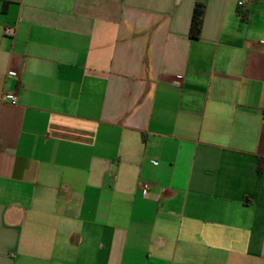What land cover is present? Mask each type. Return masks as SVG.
Returning a JSON list of instances; mask_svg holds the SVG:
<instances>
[{"label":"crops","instance_id":"0c3cea01","mask_svg":"<svg viewBox=\"0 0 264 264\" xmlns=\"http://www.w3.org/2000/svg\"><path fill=\"white\" fill-rule=\"evenodd\" d=\"M263 109L264 0H0V264H264Z\"/></svg>","mask_w":264,"mask_h":264},{"label":"trees","instance_id":"16d2710c","mask_svg":"<svg viewBox=\"0 0 264 264\" xmlns=\"http://www.w3.org/2000/svg\"><path fill=\"white\" fill-rule=\"evenodd\" d=\"M204 12H205V4L198 3L194 11L192 27H191V37L193 40H197L200 36ZM261 171H262V167L259 165V172Z\"/></svg>","mask_w":264,"mask_h":264},{"label":"built area","instance_id":"2783aa9c","mask_svg":"<svg viewBox=\"0 0 264 264\" xmlns=\"http://www.w3.org/2000/svg\"><path fill=\"white\" fill-rule=\"evenodd\" d=\"M240 5L242 6L243 3H240ZM9 75L12 77H17L20 78L19 74L15 71H9ZM5 99H7V101L11 104V105H17L19 102V95H18V91L14 92V93H7L5 94ZM261 115L264 119V109L261 111ZM152 189V186L148 183H144L141 186V190L143 192L144 195H147Z\"/></svg>","mask_w":264,"mask_h":264}]
</instances>
